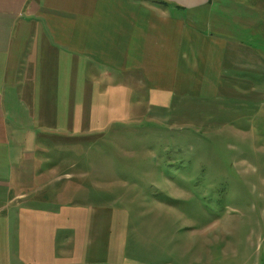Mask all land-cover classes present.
<instances>
[{
    "label": "crops",
    "instance_id": "0c3cea01",
    "mask_svg": "<svg viewBox=\"0 0 264 264\" xmlns=\"http://www.w3.org/2000/svg\"><path fill=\"white\" fill-rule=\"evenodd\" d=\"M251 1L0 0V264H144L128 214L95 203L78 138L250 114Z\"/></svg>",
    "mask_w": 264,
    "mask_h": 264
},
{
    "label": "rangeland",
    "instance_id": "374dc122",
    "mask_svg": "<svg viewBox=\"0 0 264 264\" xmlns=\"http://www.w3.org/2000/svg\"><path fill=\"white\" fill-rule=\"evenodd\" d=\"M264 48V0L251 1ZM235 117L177 125L143 114L76 143L94 200L128 214L144 264H264V99ZM263 89V88H261ZM229 107V108H226ZM128 222H125L127 228ZM133 231V232H132ZM132 255V256H131Z\"/></svg>",
    "mask_w": 264,
    "mask_h": 264
}]
</instances>
